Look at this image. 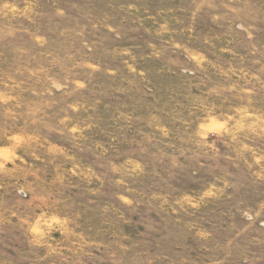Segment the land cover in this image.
<instances>
[{
	"label": "rangeland",
	"instance_id": "obj_1",
	"mask_svg": "<svg viewBox=\"0 0 264 264\" xmlns=\"http://www.w3.org/2000/svg\"><path fill=\"white\" fill-rule=\"evenodd\" d=\"M0 264H264V0H0Z\"/></svg>",
	"mask_w": 264,
	"mask_h": 264
}]
</instances>
